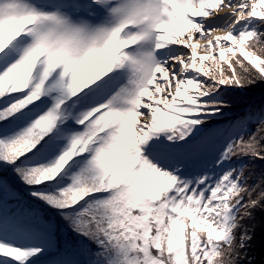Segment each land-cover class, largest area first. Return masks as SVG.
Here are the masks:
<instances>
[{"label": "snow or ice", "instance_id": "1", "mask_svg": "<svg viewBox=\"0 0 264 264\" xmlns=\"http://www.w3.org/2000/svg\"><path fill=\"white\" fill-rule=\"evenodd\" d=\"M0 264H264V0H0Z\"/></svg>", "mask_w": 264, "mask_h": 264}]
</instances>
